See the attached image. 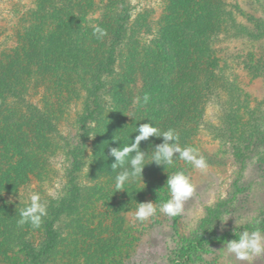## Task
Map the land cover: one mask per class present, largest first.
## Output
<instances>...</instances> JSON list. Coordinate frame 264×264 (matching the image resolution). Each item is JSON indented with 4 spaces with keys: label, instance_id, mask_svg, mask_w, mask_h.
Returning <instances> with one entry per match:
<instances>
[{
    "label": "rangeland",
    "instance_id": "1",
    "mask_svg": "<svg viewBox=\"0 0 264 264\" xmlns=\"http://www.w3.org/2000/svg\"><path fill=\"white\" fill-rule=\"evenodd\" d=\"M43 1L0 0V65L5 66L14 53L19 54L22 66L15 87L24 92V102L17 97L7 99V110L0 115V134H4L7 142L0 143V264H31V255L46 243L43 223L38 229L17 223L20 210L30 203V196L40 194L47 207L45 218L51 217V212L68 196L71 164L68 148L80 145L77 119L84 112L86 88L92 86L93 67L103 55L110 32L103 13L117 3V0H82L89 20L80 62L82 83L72 75L50 71L44 66L45 60L36 59L46 53L47 57L66 63L65 50L61 51L56 37L59 30L40 11ZM221 1L239 24H246L243 14L264 18V0ZM126 4L136 42L122 48L115 74L107 79L106 100H111L113 88H121L122 94L135 92L132 86L138 83L141 74L147 69L152 72L151 68L159 65L160 58L152 44L159 38L158 32L166 23L185 21L179 5L172 0H126ZM96 26L107 30L102 40L92 34ZM35 34L45 52L29 41ZM27 51L34 52L35 57L26 62ZM211 56L227 81L234 85L242 120L253 112L264 121V74L253 75L244 65L264 62V40L253 42L229 30L221 33ZM137 104L134 102L130 109L117 112L105 110L96 124L90 125L91 134L82 156L84 164L78 174V200L56 218L53 228L56 241L45 264H172L178 260L182 244L199 235L198 226L208 208L224 204L221 218L213 227L218 235H233L244 225H252L251 218L261 221L264 217V146L249 145L248 151L242 150L245 157L237 158L234 148L244 149L248 144V137H242L241 131L225 141L219 139V132L209 131L203 125L189 137L180 133L182 147L198 148L205 157L209 165L206 172L193 169L182 160L172 167L149 163L142 179L117 190L115 176L119 170L111 169L114 158L109 156L110 148L130 144L138 135L134 130L140 124L152 122L159 128L162 126L161 120L150 111L146 115L141 109L136 110ZM37 110L51 122L53 129L40 127L36 116L31 114ZM203 122L214 129L221 127L215 102L205 105ZM148 142L151 154L160 141L155 137L141 141V150L147 148ZM176 171L189 175L195 188L185 203L184 213L170 218L158 212L145 222L135 220L138 203L153 202L158 206L170 198L166 181ZM224 247L225 242L208 244L188 264H264V256L250 262L238 261Z\"/></svg>",
    "mask_w": 264,
    "mask_h": 264
},
{
    "label": "trees",
    "instance_id": "2",
    "mask_svg": "<svg viewBox=\"0 0 264 264\" xmlns=\"http://www.w3.org/2000/svg\"><path fill=\"white\" fill-rule=\"evenodd\" d=\"M172 1L179 5V11L185 16V21L166 23V26L158 32L159 38L153 40V47L160 58L157 60L159 65L152 67V72L147 69L141 74L142 77L138 83L132 86L135 92H126L124 95L120 93L121 88H113L111 100L108 98L106 100L109 93L107 79L115 74L122 48L129 42L135 41V33L131 31L132 16L126 0H117L113 8L108 10L105 8L103 21L110 25V32L103 55L94 64L92 86L90 89L86 88L88 98L84 112L77 119L80 145L68 148L71 162L67 182L68 196L60 202V209L56 208L55 212H51V217L44 218L43 229L46 243L31 255V264H45V259L52 252L56 241V233L53 229L55 221L58 220L56 218L70 210L78 200L80 191L78 174L82 171L84 164L82 156L85 142L91 134L90 125L96 124L105 110L117 112L119 109H130L136 101L133 97L136 99L139 97L140 103L136 105V110L141 109L146 115L149 111L152 115L154 114V118L161 120L162 130L173 128L178 134L181 133L182 137H189L190 133H196L203 125L209 131L219 132L217 135L222 141L236 137L237 131H241L242 137L244 135L248 137V144L244 146V149L234 148L237 158L245 157L242 150L248 151L249 145L256 144L255 147L258 148L264 146V121L253 112H248V119L242 120L241 103L237 99L234 85L227 81L211 56L213 45L218 41L221 33L229 30H233L235 36L253 42L264 40V18L258 19L252 15L243 14L246 24H239L234 14L225 9L226 5L221 0ZM83 7L82 0L43 1L40 11L43 12V16H47V20L56 24V30H59L56 37L62 47L61 51L65 50L66 63L63 62V64L51 56L47 57L46 53L36 58L45 60L44 66L50 71L56 74L61 72L72 75L82 83L84 81L81 80L82 76L79 73L82 47L89 34V20ZM39 38L35 34V38L29 41L43 50ZM131 46L135 49L136 43ZM33 53L26 52L24 56L26 62L35 57ZM18 58L19 54L14 53L5 66L0 65V108L4 107L2 111L0 109V115L7 110L5 107L7 99L17 97L23 101L24 92L15 87L21 71L20 66H22ZM244 65L253 75L264 74L262 61ZM145 94L149 96L147 104H143ZM210 101L215 102L219 107L221 127L217 129L203 122L205 105ZM30 106L28 105L27 108ZM31 114L36 116L40 127L44 125L46 129H53L51 122L47 121L39 110L36 114L32 112ZM159 141L162 143V138H159ZM1 142L7 143L4 134H0ZM150 144L148 142L147 148L143 151L151 150ZM223 206L224 204L221 203L206 210V216L198 226L199 235L182 244L178 251V260L173 261L172 264H188L192 257L206 245L237 239L240 231H237V236L227 233L218 235L213 229L215 223L221 218ZM255 227L264 230V217L260 224L244 225L240 230L251 231Z\"/></svg>",
    "mask_w": 264,
    "mask_h": 264
},
{
    "label": "clouds",
    "instance_id": "3",
    "mask_svg": "<svg viewBox=\"0 0 264 264\" xmlns=\"http://www.w3.org/2000/svg\"><path fill=\"white\" fill-rule=\"evenodd\" d=\"M93 36L97 40H102L107 35V30L96 26L93 29ZM149 96H143V104H147ZM136 103H140L137 97ZM134 132H138L135 139L130 144L123 147H112L109 150V156L114 158L111 169L117 171L115 176V188L123 190L126 184L142 179V173L145 166L149 163H155L158 166L172 167L177 161H184L193 169L200 172H206L209 165L198 148L180 145V136L173 128L162 130L152 122L140 124L135 127ZM150 137L162 138V143L156 145L151 154L148 151L141 150V141H148ZM166 187L170 194L167 201L158 206L153 202L138 203L134 214V219L145 222L153 218L157 213H162L170 218L181 216L185 211V203L194 193V185L189 175L184 171H176L168 175ZM48 215L46 204L41 201L39 193L30 196V203L22 208L19 213L18 225L30 224L32 228L41 227L44 218ZM227 221V220H226ZM225 221V222H226ZM237 225V221L235 220ZM252 225L261 223L255 217L249 220ZM193 225H189L191 228ZM237 231L234 234L237 236ZM226 252L241 262H250L255 257L264 256V230L255 227L253 230L240 231L237 239L225 242Z\"/></svg>",
    "mask_w": 264,
    "mask_h": 264
}]
</instances>
